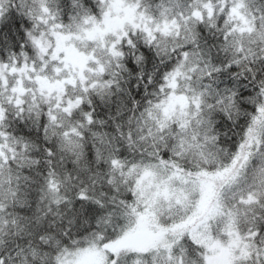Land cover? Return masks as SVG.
Returning <instances> with one entry per match:
<instances>
[{"label":"snow or ice","instance_id":"snow-or-ice-1","mask_svg":"<svg viewBox=\"0 0 264 264\" xmlns=\"http://www.w3.org/2000/svg\"><path fill=\"white\" fill-rule=\"evenodd\" d=\"M0 264H264V0H0Z\"/></svg>","mask_w":264,"mask_h":264}]
</instances>
